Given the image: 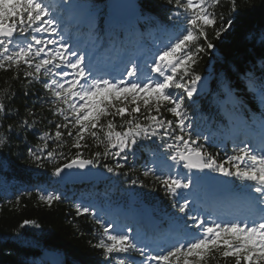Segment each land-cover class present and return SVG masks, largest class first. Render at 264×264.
<instances>
[{
  "label": "snow or ice",
  "instance_id": "obj_1",
  "mask_svg": "<svg viewBox=\"0 0 264 264\" xmlns=\"http://www.w3.org/2000/svg\"><path fill=\"white\" fill-rule=\"evenodd\" d=\"M167 2L175 11L169 16L171 29H162L166 38L141 45L150 62L136 55L101 68L65 19L75 5L0 0V72L11 74L0 88V149L16 138L38 167L56 162L52 175L61 180L71 178L74 169L85 170L80 173L85 177L102 174L93 169L127 176L121 170H132L129 162L137 153L150 154L152 166L145 165L142 175L163 189L175 210L171 226L158 236L106 220L92 204L74 205L76 216L91 217L96 242L90 244L106 264H264V112L258 131L255 119L245 123L244 138L236 137L223 158L208 151L211 137L194 127L190 113L203 79L199 62L233 26L238 0ZM259 39V75L241 69L240 79L264 106V31ZM222 89L243 105L230 83L223 82ZM206 170L234 178L218 182L235 192L230 206L200 200L201 181H215L196 174ZM137 183L144 186L142 180L131 181ZM23 196L32 192L4 203L17 209ZM37 200L51 207L64 197L40 188ZM26 225L40 227L32 219L20 227Z\"/></svg>",
  "mask_w": 264,
  "mask_h": 264
},
{
  "label": "trees",
  "instance_id": "obj_2",
  "mask_svg": "<svg viewBox=\"0 0 264 264\" xmlns=\"http://www.w3.org/2000/svg\"><path fill=\"white\" fill-rule=\"evenodd\" d=\"M67 1H75L96 12L98 21L93 33L101 35L104 32L103 18L108 15V0ZM139 4L142 15L148 20L145 25L147 29L157 32L164 28L171 29L173 21L169 20V16L175 9L167 0H139ZM234 20L233 26L213 41L215 48L203 55L199 62L197 71L203 77L201 83L205 79L209 81L208 92L194 96L190 102L194 127L211 137L205 146L208 151L218 153L220 158L231 154L234 146L229 144L224 150L219 146L224 132L230 128L227 117L219 108L220 101L227 96L222 83H230L233 91L243 100L242 106L227 107L233 119L244 118L251 124L253 119L258 122L264 112L254 94L244 90L240 79L241 69L253 70L259 75L257 69L262 51L259 36L264 31V0H238ZM10 75L0 72V88L5 86L4 80ZM17 103H20L19 99ZM29 142H36L31 135ZM58 162L63 163L62 160ZM44 163L45 167L40 168L30 161L26 149L16 138L12 139L11 147L0 149V204H3L0 208V264H50L43 259L44 251L58 253L61 264H106L100 250L90 244V241L96 242L92 235L91 217L76 216L74 205L82 201H94L97 205L111 207L133 206L161 219L162 229L171 223L169 218L175 214L171 198L152 178L142 175L145 165L152 166L150 154L146 151L137 153L135 160H130L132 170L127 166L121 170L128 172L127 176L117 177L97 169L106 177L93 184H62L52 175L56 162ZM133 179L144 181V186L131 184ZM233 179L227 177L230 183ZM234 183L239 184V181ZM40 188L62 194L64 200L51 207L39 204L37 189ZM27 191H31L32 196H23L19 208L13 209L4 203L6 199L14 202L17 194ZM25 219L36 220L40 227L26 225L21 228Z\"/></svg>",
  "mask_w": 264,
  "mask_h": 264
},
{
  "label": "rangeland",
  "instance_id": "obj_3",
  "mask_svg": "<svg viewBox=\"0 0 264 264\" xmlns=\"http://www.w3.org/2000/svg\"><path fill=\"white\" fill-rule=\"evenodd\" d=\"M84 8V7H83ZM88 9V8H87ZM141 20V21H140ZM140 20H138V22L140 21V22H144V20L143 19H140ZM66 21H68L67 19H66ZM72 32H75V30H73ZM154 34V33H153ZM153 34H151L152 36H153ZM135 35V33H132V34H130L129 35V40H132L133 39V36ZM104 36H106L105 35V33L103 34V35H101V36H99V38H102V39H99V38H97L96 36H92L91 37V39L92 40H94L95 41V44H96V46H97V48L99 49V47L101 48L100 50L101 51H103V50H108L110 47H111V45L112 44H115V46L117 45V43L118 42H113V43H109L110 42V40H109V38H104ZM157 36H153L152 37V39H157L156 38ZM151 39V40H152ZM101 41H102V43H101ZM99 46V47H98ZM106 50V51H107ZM113 50H115V49H113ZM138 51H139V49H137V50H134V54L135 55H139V53H138ZM138 53V54H137ZM110 56H112V54H113V52H110ZM111 60H112V57L109 59V62H111ZM205 85H202L201 87H200V90L198 91V93L197 94H194V96H197V95H200V94H203V93H205L206 91H207V89H206V87H208V83L207 82H205L204 83ZM207 85V86H206ZM206 89V90H205ZM230 104L231 106H237V104H235L234 103V101H233V99L232 98H230L229 96H227L226 98H225V101H224V104ZM228 120H229V123L234 127V129H236L237 128V124L233 121V119H231V118H228ZM195 171V170H194ZM197 175H201V176H205V177H212V176H214L215 177V181H213V180H211V179H204V180H202L201 181V183H200V186H199V188L196 190L197 191V193L198 192H202L204 189L207 191V190H212V189H215V188H217V189H221V190H223V189H228L225 185H223L222 183H218V182H224V181H227V177H225V178H223V176H221L219 173H208L207 172V170L205 171V173H196ZM206 186H209V189L206 187ZM224 191V190H223ZM229 192V200L233 203L234 202V197H235V192L234 191H228ZM119 212H116L115 210L114 211H112V212H109L108 213V215L106 214V218H108V220L109 219H111V220H114V221H116L118 224H120V225H122V222H123V220L124 219H117V217H118V215H120V214H118ZM125 215H126V217H129V215H128V212H126L125 213ZM130 218V217H129ZM131 219H132V223L130 222V221H127V225H130L131 227H133V229L134 230H138L142 235H146V236H149V233L153 230L152 228H151V225H147V226H144V222L143 221H141V218H139L137 215H135L134 217H131ZM161 232L160 231H158V230H154V234L155 235H158V234H160ZM43 258L45 259V260H47L50 264H60V257H59V255L58 254H56V253H54V252H48V251H46V252H44L43 253Z\"/></svg>",
  "mask_w": 264,
  "mask_h": 264
},
{
  "label": "water",
  "instance_id": "obj_4",
  "mask_svg": "<svg viewBox=\"0 0 264 264\" xmlns=\"http://www.w3.org/2000/svg\"><path fill=\"white\" fill-rule=\"evenodd\" d=\"M139 0H108L109 13L116 18L122 20L133 19L140 14ZM85 170H71V178L61 180L65 184H84L102 180L105 176L101 174L89 175L87 177L80 175ZM94 173H99L97 169L92 170ZM69 170H65V173ZM64 175V174H62Z\"/></svg>",
  "mask_w": 264,
  "mask_h": 264
}]
</instances>
